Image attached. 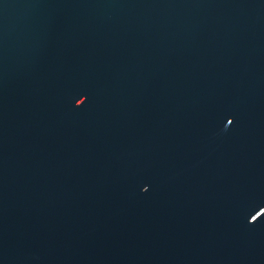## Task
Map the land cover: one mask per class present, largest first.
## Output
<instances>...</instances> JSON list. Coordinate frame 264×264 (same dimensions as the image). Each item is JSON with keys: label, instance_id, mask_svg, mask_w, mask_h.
<instances>
[{"label": "water", "instance_id": "water-1", "mask_svg": "<svg viewBox=\"0 0 264 264\" xmlns=\"http://www.w3.org/2000/svg\"><path fill=\"white\" fill-rule=\"evenodd\" d=\"M0 264H264V0H0Z\"/></svg>", "mask_w": 264, "mask_h": 264}]
</instances>
